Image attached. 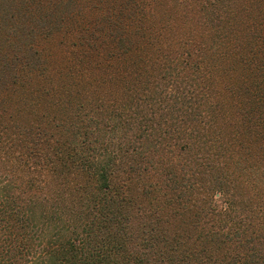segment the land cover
<instances>
[{
    "label": "trees",
    "instance_id": "trees-1",
    "mask_svg": "<svg viewBox=\"0 0 264 264\" xmlns=\"http://www.w3.org/2000/svg\"><path fill=\"white\" fill-rule=\"evenodd\" d=\"M0 0V264H264V0Z\"/></svg>",
    "mask_w": 264,
    "mask_h": 264
},
{
    "label": "rangeland",
    "instance_id": "rangeland-1",
    "mask_svg": "<svg viewBox=\"0 0 264 264\" xmlns=\"http://www.w3.org/2000/svg\"><path fill=\"white\" fill-rule=\"evenodd\" d=\"M75 3H71L70 5H74L77 7V0H73Z\"/></svg>",
    "mask_w": 264,
    "mask_h": 264
}]
</instances>
